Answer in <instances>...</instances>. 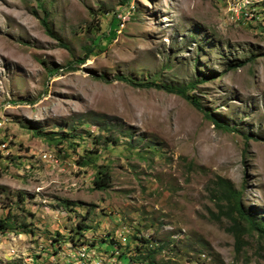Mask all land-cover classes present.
<instances>
[{
  "label": "rangeland",
  "instance_id": "374dc122",
  "mask_svg": "<svg viewBox=\"0 0 264 264\" xmlns=\"http://www.w3.org/2000/svg\"><path fill=\"white\" fill-rule=\"evenodd\" d=\"M218 177L264 219V0H0V264H264Z\"/></svg>",
  "mask_w": 264,
  "mask_h": 264
},
{
  "label": "trees",
  "instance_id": "16d2710c",
  "mask_svg": "<svg viewBox=\"0 0 264 264\" xmlns=\"http://www.w3.org/2000/svg\"><path fill=\"white\" fill-rule=\"evenodd\" d=\"M42 24L45 26L46 31L51 35L54 36L53 31L51 30L50 26L48 25L47 19H42ZM120 26V21L113 22V31L116 32L117 28ZM108 37H111V32ZM62 47L68 49L67 45L64 43H61ZM85 50V58H81L80 64L84 63L85 60L90 59L92 56H96L100 53H103L105 48L102 46V37L98 36L94 38L89 45H86L83 47ZM55 70H51V72H54ZM119 80L125 81L130 84H135L132 80L120 76L118 78ZM208 80L207 78H201L197 81H205ZM140 87L144 88H155L162 90L164 89L167 92L170 93H177L184 97L188 102H190L192 105H194L196 108H198L200 111L204 112L207 117L211 118L212 121L219 127L223 125L222 122H220L218 119H216L214 116H210L209 113H207L203 107V105L199 102V100L193 96H190L187 94V89L185 87L183 88H172L171 86H164L157 84L155 81L147 82L145 84H138ZM193 87H196L195 83H192ZM94 121H97L96 119ZM103 125L107 126L106 123H103ZM104 129V128H102ZM37 133H43V130H34ZM113 144L115 141L113 140ZM90 160H85L82 163V166H87L90 164ZM94 188L96 190L100 191H106L111 186V174L106 169H100L97 170V175L94 179ZM216 189L217 194L216 197L219 200V207H220V213L221 216H224L227 218L231 225L228 228V232H230L235 240H236V252L241 253V251L244 250V248L247 246V241L245 240V237L252 234L253 232L257 233V236L259 238H264V219H261L259 216H256L255 214L248 211L242 203V197L243 194L241 191L237 190L233 183L225 178L218 177L216 181ZM220 217L218 218V220ZM26 223L22 224L21 228H26ZM16 230V224L15 221H12V218H0V232H7V231H15ZM149 243V241L147 242ZM156 255L157 251L155 248L147 247V254H143L144 259H147L148 263L150 264H156ZM121 258H123L128 264L134 263L132 262V256L128 253H123L120 255Z\"/></svg>",
  "mask_w": 264,
  "mask_h": 264
}]
</instances>
